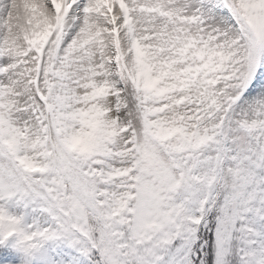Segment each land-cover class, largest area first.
Listing matches in <instances>:
<instances>
[{"label":"snow or ice","instance_id":"1","mask_svg":"<svg viewBox=\"0 0 264 264\" xmlns=\"http://www.w3.org/2000/svg\"><path fill=\"white\" fill-rule=\"evenodd\" d=\"M0 264H264V0H0Z\"/></svg>","mask_w":264,"mask_h":264}]
</instances>
